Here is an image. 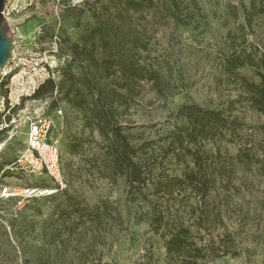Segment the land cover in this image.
I'll return each instance as SVG.
<instances>
[{
    "label": "rangeland",
    "instance_id": "rangeland-1",
    "mask_svg": "<svg viewBox=\"0 0 264 264\" xmlns=\"http://www.w3.org/2000/svg\"><path fill=\"white\" fill-rule=\"evenodd\" d=\"M156 2L158 9L144 22L151 32L150 60L170 82L172 94L165 103L131 110L134 137L157 139L167 134L179 108L189 103L233 110L249 127L264 123L243 100L231 106L244 92L225 71V59L233 53L264 54V15L251 9V0L184 2L188 26L167 18L170 0ZM119 9L120 0H9L5 14L15 32V47L3 71L7 84H0V114L7 112V106L19 105L47 78L60 82L61 71L71 60V47L84 45L97 17L113 18ZM240 72L257 80L248 67ZM55 104L53 99L27 101L22 109L8 113L10 130L0 142L1 182L36 193L0 200V264H166L165 240L145 221L147 207L139 192H130L124 178L112 184L100 175L103 139L86 129L82 115L65 102ZM42 118L52 122L50 140L60 149L63 185L46 174L12 168L26 148L31 121ZM73 144L80 146L78 151ZM235 152L231 147L230 153ZM169 173L181 176L183 168L170 165ZM233 182L242 191L232 189L228 201L224 188L212 196L210 206L225 212L216 235L229 232L243 251L237 259L226 256L210 264H264V246L259 242L264 229V221L259 222L264 219V171H241ZM77 206L85 213L72 216L69 223H78L79 228L65 232L63 221L69 215L62 212ZM98 210L105 212L96 224ZM193 233L196 237V228Z\"/></svg>",
    "mask_w": 264,
    "mask_h": 264
},
{
    "label": "trees",
    "instance_id": "trees-1",
    "mask_svg": "<svg viewBox=\"0 0 264 264\" xmlns=\"http://www.w3.org/2000/svg\"><path fill=\"white\" fill-rule=\"evenodd\" d=\"M188 1L194 0H170L167 18L188 26L190 20L183 8ZM250 6L264 15V0H251ZM157 9L156 0H120L113 18L97 17L84 45L71 47V60L62 69L60 82L47 78L19 105L7 106V112L0 114V142L10 130L9 114L22 109L25 102L53 99L54 107L59 100L65 102L82 115L86 129L103 139L100 175L112 184L124 178L129 191L141 195L147 207L145 221L165 240L166 264H210L226 256L237 259L243 248L236 246L229 232L216 235L225 212L222 207L213 210L210 200L228 188L224 197L232 201V189L242 191L240 184L233 182L239 172L264 171V123L249 127L233 110L189 103L179 108L167 134L157 139L134 137L130 132L131 110L165 103L172 94L170 82L150 60L151 32L144 22ZM245 67L254 70L257 80L242 75L240 69ZM225 71L244 92L231 106L243 100L250 111L264 118V54L233 53L225 59ZM231 147L236 149L234 155ZM72 148L78 151L80 146L73 144ZM170 165L182 167V175L170 174ZM71 211L62 212L69 215L63 221L65 232L67 228L77 231L79 224H70V218L85 213L80 206ZM104 212L94 213V223ZM193 228L198 231L196 237ZM259 242L264 246V229Z\"/></svg>",
    "mask_w": 264,
    "mask_h": 264
},
{
    "label": "built area",
    "instance_id": "built-area-1",
    "mask_svg": "<svg viewBox=\"0 0 264 264\" xmlns=\"http://www.w3.org/2000/svg\"><path fill=\"white\" fill-rule=\"evenodd\" d=\"M51 127L52 122L48 118L31 121L26 148L17 155L12 168L25 173L46 174L57 185H63L61 153L59 147L50 140ZM3 173L4 170L0 163V200L17 197L30 198L36 193V190L14 188L8 184H2Z\"/></svg>",
    "mask_w": 264,
    "mask_h": 264
},
{
    "label": "water",
    "instance_id": "water-1",
    "mask_svg": "<svg viewBox=\"0 0 264 264\" xmlns=\"http://www.w3.org/2000/svg\"><path fill=\"white\" fill-rule=\"evenodd\" d=\"M9 0H0V82L6 65L13 58L15 32L5 15Z\"/></svg>",
    "mask_w": 264,
    "mask_h": 264
}]
</instances>
